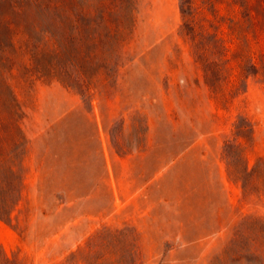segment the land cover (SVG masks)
<instances>
[{
    "label": "rangeland",
    "instance_id": "obj_1",
    "mask_svg": "<svg viewBox=\"0 0 264 264\" xmlns=\"http://www.w3.org/2000/svg\"><path fill=\"white\" fill-rule=\"evenodd\" d=\"M184 12L203 43L181 31ZM135 16L118 60L135 64L117 79L86 93L18 87L30 142L22 199L0 216V264H86L74 252L104 226L135 230L142 264H263L224 255L246 216L264 219V196L243 195L224 145L244 117L250 164L264 156V0H136ZM202 46L223 59L199 60ZM112 155H129L137 181L149 173L140 192L117 191Z\"/></svg>",
    "mask_w": 264,
    "mask_h": 264
},
{
    "label": "trees",
    "instance_id": "obj_2",
    "mask_svg": "<svg viewBox=\"0 0 264 264\" xmlns=\"http://www.w3.org/2000/svg\"><path fill=\"white\" fill-rule=\"evenodd\" d=\"M135 11L136 0H0V216L11 218L24 186L30 141L18 87L59 80L86 93L98 89L102 81L117 79L125 65L118 60H127L124 54ZM184 19L181 31L191 38L200 35L203 43L206 28L202 25L196 32L192 12H184ZM223 51L202 46L198 59L210 60L213 54L222 60ZM67 60H72L71 68ZM246 126L244 117L235 123L232 136L225 141L224 158L229 177L241 185L243 195L262 197L264 156L250 164L247 144L241 139L248 135ZM134 231L104 226L74 253L86 264H142ZM224 255L238 261L250 256L264 264L263 217L246 216Z\"/></svg>",
    "mask_w": 264,
    "mask_h": 264
},
{
    "label": "crops",
    "instance_id": "obj_3",
    "mask_svg": "<svg viewBox=\"0 0 264 264\" xmlns=\"http://www.w3.org/2000/svg\"><path fill=\"white\" fill-rule=\"evenodd\" d=\"M135 63H126L125 65V70L126 72L131 69L134 66ZM142 154V153H140ZM133 156V154H132ZM113 157H116L113 159ZM120 161H124L123 164H121L120 162V166L122 167L121 170L117 169V160ZM110 168H111V172L109 174V176H113V181L112 179L109 177V181L110 183H112L117 191L123 190V187H125L124 189H126L125 192L128 193H138L142 190L143 186H146L149 182L150 176L148 172H144V174H142L141 172L139 174H137V176L139 177V179L141 181H137L136 179H134V174H133V170H130V166H129V155H112V157L110 158ZM140 171V170H139ZM138 171V172H139ZM157 172V166H154V169L152 171V175L154 176ZM119 187V188H118ZM122 206L119 204H114L113 208L114 209H119ZM137 207V206H135ZM104 214V213H102ZM232 214L234 216H232V220H230V222H233V220L235 219V217L237 216V212L234 210V208L232 207Z\"/></svg>",
    "mask_w": 264,
    "mask_h": 264
}]
</instances>
